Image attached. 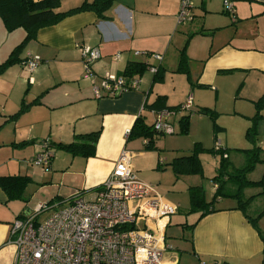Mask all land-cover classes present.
<instances>
[{
	"label": "crops",
	"instance_id": "crops-1",
	"mask_svg": "<svg viewBox=\"0 0 264 264\" xmlns=\"http://www.w3.org/2000/svg\"><path fill=\"white\" fill-rule=\"evenodd\" d=\"M84 1L92 0H59V11ZM223 1L197 0L192 20L178 25L180 0H113L103 18L86 10L39 29L18 60L0 72V176L30 178L26 201L8 200L0 188V264H13L10 225L30 212L34 187L36 192L53 189L47 202L62 206L76 192L89 194L99 187L122 151L138 179L177 206L165 233L174 223L181 242L170 244L165 236L161 264H264V236L235 208L234 198L218 197L215 211L198 221L199 212H191L190 187H201L206 201L211 200L203 185L205 151L198 154L201 173L176 176L170 164L190 155L195 144L208 150L219 141L223 148L240 149L247 147V132L264 134V111L255 115V103L264 97V0H229L234 18L224 11ZM24 36L22 29L7 31L0 19V64ZM80 46L101 54L91 63L90 74L83 67ZM142 52L158 53L162 59ZM28 53L41 59L31 74L23 67ZM116 53L118 60L113 59ZM132 61L156 65L157 75L145 70L134 76L137 89L96 96L95 89L102 93L104 77L121 75ZM158 96L165 97L166 107L183 105L191 96V111L166 116L174 133L154 135L153 147H147L144 138L127 139L126 131L138 116L147 126L153 124L157 110L151 105ZM183 116H188L186 134L180 133ZM96 130L100 133L92 157L72 156L55 147ZM46 139L53 147L43 169L34 165L33 157ZM214 169L211 180L218 159ZM211 187L212 198L213 181ZM226 199V204H216ZM187 213H196L193 224L197 222L185 236L187 217L180 214Z\"/></svg>",
	"mask_w": 264,
	"mask_h": 264
},
{
	"label": "built area",
	"instance_id": "built-area-1",
	"mask_svg": "<svg viewBox=\"0 0 264 264\" xmlns=\"http://www.w3.org/2000/svg\"><path fill=\"white\" fill-rule=\"evenodd\" d=\"M195 0H180L177 24L184 25L193 18ZM224 10L233 14V5L223 1ZM86 73L100 58L97 48L79 47ZM135 54L141 52L136 51ZM148 58L161 61L158 53L142 52ZM120 54L113 57L118 60ZM40 57L28 53L23 67L33 73ZM147 71L157 72L156 65ZM138 88V80L120 75H108L102 81V93L119 95ZM95 89L96 96L102 95ZM191 96L181 105L189 110ZM172 109L155 112L152 128L157 133L173 134L172 125L165 117L175 114ZM129 131H126L128 135ZM220 144L216 142V147ZM51 151L47 139L41 141L33 163L43 169L49 165ZM51 210L43 220L38 215ZM177 206L165 199L154 187L133 172L125 151L118 156L107 178L93 192H76L64 205L38 203L32 213L15 219L9 229V242L14 247L13 264H161L167 248L165 228ZM224 264V263H216Z\"/></svg>",
	"mask_w": 264,
	"mask_h": 264
},
{
	"label": "trees",
	"instance_id": "trees-1",
	"mask_svg": "<svg viewBox=\"0 0 264 264\" xmlns=\"http://www.w3.org/2000/svg\"><path fill=\"white\" fill-rule=\"evenodd\" d=\"M112 1L113 0H92L91 2L84 1L78 7L65 12H61L59 11V0H0V19L5 29L7 31L22 29L25 32V36L22 42L18 44L11 51L8 58L0 64V72L18 60V54L21 49L24 47L26 42L35 38L36 32L39 29L46 26L55 25L67 16L86 10L94 11L99 17L103 18L104 12L110 7ZM195 5L196 2H194L193 9L195 8ZM230 15L232 18H234V9L233 14ZM183 51L184 50H181L180 63H182L184 58ZM147 65V61L128 62L120 76L130 79L135 75H142L145 72ZM101 96H108V94L102 93ZM164 101L165 97L158 96L151 107L157 111L160 109H172L175 110L176 113L180 111L181 105L175 107H166ZM262 101H264V97H262L258 102ZM186 111H191V109ZM187 131L188 116H183L180 119V133L186 134ZM99 133L100 131L96 130L91 133L77 135L75 140L71 143H56L55 147L71 154L72 156L80 155L83 157H92L95 154V143L98 139ZM154 135L163 134L154 131L152 125L147 126L144 123V119L141 116H138L129 129L127 139L144 138L148 140L147 147H153ZM250 135L251 132H247V138H249ZM47 145L51 151L53 145L51 144L49 139H47ZM260 149V147H257L255 150H250L252 151L251 154L244 153L247 158L239 167H229L227 163L228 149L222 148L221 144H219L217 147L214 146L213 148L208 150L202 149L199 144H195L190 155L173 159L170 164L175 175L179 176L181 174L201 173L200 160L198 158L199 152L205 151L215 155H219L217 174L212 178L213 183L216 184V188L213 192L211 200L206 201L201 187L189 188L191 212H199L197 221L206 214L215 211L213 205L218 197L228 196L236 200L238 205L235 208L241 210L245 218H247V220L251 224H253V226H255L254 220L247 215L245 209L248 205H250L252 201H254V199L258 195H261L262 192L250 196H245L244 191L248 188H252L264 183V178L258 181H252L247 178V175L254 167L255 162L260 161ZM29 182L30 178L26 175L0 176V188L6 194L8 200L21 199L23 201H26L24 192ZM228 185H232L234 189H227ZM24 215L25 214H21L17 218H23ZM257 217H259V215H257ZM196 222L191 225L192 228L196 224Z\"/></svg>",
	"mask_w": 264,
	"mask_h": 264
},
{
	"label": "rangeland",
	"instance_id": "rangeland-1",
	"mask_svg": "<svg viewBox=\"0 0 264 264\" xmlns=\"http://www.w3.org/2000/svg\"><path fill=\"white\" fill-rule=\"evenodd\" d=\"M195 2H197V0H195ZM259 101V100H258ZM256 102L255 103V115L260 114L259 112L264 111V101L262 102ZM186 102V101H185ZM179 112H187L186 110H181ZM249 121H253L252 117L249 118ZM251 132V131H249ZM239 135V134H238ZM159 137L161 135H158ZM163 136V135H162ZM246 137V136H245ZM260 138H264V134H260L259 132L255 133V132H251V135L249 138H247V147H239L240 149H233V148H229L228 147V153H229V159L227 161L228 165H232L234 164V166H241L242 163L244 162V160L247 158V156L244 155V153H248L251 154L252 149H256L257 147L261 148L259 150V158L260 161L255 162L254 167L252 168V170L248 173L247 178L249 180L252 181H258L262 178H264V144H261V139ZM217 140H219L217 138ZM264 143V142H262ZM216 143H212L211 147L215 146ZM221 147L223 148L224 145L221 144ZM243 148H249V149H243ZM245 150V151H242ZM202 159L204 163V169H205V177H207L204 181H203V185L205 186V188H207L206 190V197L211 199V194H212V190H211V186H212V180L211 177L215 174V161H217V159L219 160V155L218 157H216L215 154H212L210 152H205L202 153ZM45 169V168H44ZM207 185V187H206ZM36 189V187H34ZM35 189H33V193H32V197H31V204L28 207L30 213L33 212L34 210V206L36 205V203H46L48 201V199H50L52 197V191L53 189L51 188H47L46 191L42 190V191H38L36 192ZM55 189V188H54ZM259 192H262L261 195H258L254 201H252L250 203V205H248L245 209L247 215L252 218L254 220V224L255 226L258 228L259 231H261L262 236H264V183H262L261 185H257L255 187L252 188H248L247 190L244 191L245 196H250V195H254L257 194ZM236 201V200H235ZM227 203V199L221 203H216L218 206H222L224 204ZM51 210H48L46 212H44L41 215H38L37 220L41 221L43 220L45 217H47L50 214ZM257 215H259V217H257ZM180 216L182 217H187V221H186V225L185 228L182 230L183 235L188 236L190 229H191V225L193 224L197 214L196 213H187V214H180ZM176 220L175 218L172 219ZM174 222V221H173ZM172 226H168L165 236H166V240L168 242H170V244H179V242H181L180 239V233L175 235L174 233V227L175 224H171ZM172 246V245H171ZM174 246V245H173ZM171 248H177L176 246L171 247ZM179 248V247H178ZM180 250V249H179ZM178 253H182L181 251H178Z\"/></svg>",
	"mask_w": 264,
	"mask_h": 264
}]
</instances>
